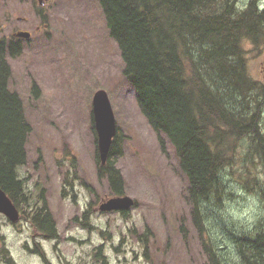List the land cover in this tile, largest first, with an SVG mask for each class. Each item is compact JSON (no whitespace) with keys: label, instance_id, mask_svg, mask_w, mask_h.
I'll use <instances>...</instances> for the list:
<instances>
[{"label":"rangeland","instance_id":"rangeland-1","mask_svg":"<svg viewBox=\"0 0 264 264\" xmlns=\"http://www.w3.org/2000/svg\"><path fill=\"white\" fill-rule=\"evenodd\" d=\"M246 2L238 0L237 8L242 9ZM258 4L263 8L264 0ZM35 5L33 0H0V35L20 27L31 31L29 40L9 57V87L20 94L32 127L26 141L27 159L17 166V174L26 179L24 188L33 202L40 203V193L45 190L59 239L41 237L23 219L14 225L2 216L1 230L13 260L16 264H45L31 251L35 242L44 248L49 264H98L93 253L99 245L109 264H150L139 237L149 226L152 234L146 246L153 264H205L193 222L194 205L186 197V181L171 145L164 138L161 142L138 109L99 1L47 0L43 6ZM41 8L46 22L37 11ZM245 50L249 73L264 81V47L246 43ZM98 89L107 92L116 124H120L122 150L115 163L123 175L126 195L137 204L126 217L118 211H95L91 216L95 228L89 230L74 225L72 218L91 202L96 207L111 196L107 178L97 175L90 131L92 96ZM34 93L38 95L33 97ZM65 141L80 165L77 174L85 173L74 179L67 194L62 193V181L71 158L63 150ZM244 165L256 176L233 180L234 168H229L220 199L199 206L205 217L203 235L226 264H235L233 237H242L240 231L243 236L259 234L260 225L251 221L264 216L260 201L248 198L242 187L264 186V164L252 159Z\"/></svg>","mask_w":264,"mask_h":264},{"label":"trees","instance_id":"trees-1","mask_svg":"<svg viewBox=\"0 0 264 264\" xmlns=\"http://www.w3.org/2000/svg\"><path fill=\"white\" fill-rule=\"evenodd\" d=\"M98 1L120 49L122 73L135 91L138 109L161 142L164 138L171 145L186 181V197L194 205L193 222L205 264H226L203 235L205 217L199 206L220 199L229 168H234L233 180H239L256 176L245 162L253 159L264 164V81L249 73L245 56L246 43L264 47V7L258 0H247L242 9L237 8L238 0ZM16 44L12 35H0V188L20 210V219L40 231L42 237L58 240L45 190L40 193V203L33 202L24 188L26 179L17 174V166L27 159L26 141L32 127L20 94L9 87V57L17 54ZM90 131L98 177L107 178L111 195L124 194L125 181L115 163L123 141L119 122L103 165L96 150L92 111ZM63 150L71 158L70 172L64 173L62 181V193L67 194L74 179H81L85 173L77 174L80 165L66 141ZM242 187L248 198L260 201L264 215V186ZM72 199L76 203V196ZM247 200H242L244 206ZM95 211L91 202L81 215H74L72 223L94 229L91 216ZM120 214L126 217L128 210ZM257 220L251 223L260 225L259 234L244 235L247 240L240 231L242 237H233V263L264 264V216ZM1 229L0 222V263L16 264L4 247L7 244ZM150 234L148 226L139 237L145 244L146 260L153 264L146 246ZM33 245L31 251L49 264L44 248L35 242ZM93 259L109 264L102 245L94 251Z\"/></svg>","mask_w":264,"mask_h":264},{"label":"water","instance_id":"water-1","mask_svg":"<svg viewBox=\"0 0 264 264\" xmlns=\"http://www.w3.org/2000/svg\"><path fill=\"white\" fill-rule=\"evenodd\" d=\"M40 3H43V0ZM16 34L24 38L30 36L28 31H18ZM92 119L97 137L98 157L100 163L104 164L107 160L112 139L116 134L117 125L108 94L103 89L96 90L92 96ZM133 204L134 200L130 196L117 195L103 200L98 209L100 211L127 210ZM0 213L4 214L12 223L19 221V210L1 188Z\"/></svg>","mask_w":264,"mask_h":264},{"label":"flooded vegetation","instance_id":"flooded-vegetation-1","mask_svg":"<svg viewBox=\"0 0 264 264\" xmlns=\"http://www.w3.org/2000/svg\"><path fill=\"white\" fill-rule=\"evenodd\" d=\"M33 2L37 5V3L39 4L40 2H42V0H33ZM46 2H47V0H45L43 3H41L42 6L45 5ZM37 11L39 12L40 16L43 17L44 12H43L42 8H41V10L40 9H37ZM20 19H22V18L20 17ZM43 19L45 21V16L43 17ZM18 31H27V30H25L24 28H21V27L20 28H14L13 31L10 33V35H12L15 38V40L18 41V44H16L17 45V49H19L21 47V43L24 40L27 41L29 39V38L28 39H25L24 37L18 36L16 34ZM28 32H30V36L29 37H31V31H28ZM34 96H36V95H34ZM66 172H70V169H68Z\"/></svg>","mask_w":264,"mask_h":264},{"label":"bare ground","instance_id":"bare-ground-1","mask_svg":"<svg viewBox=\"0 0 264 264\" xmlns=\"http://www.w3.org/2000/svg\"><path fill=\"white\" fill-rule=\"evenodd\" d=\"M24 179V178H23ZM39 235L42 237L43 234L39 231ZM4 247H7V246H4ZM7 250L9 251L8 247H7Z\"/></svg>","mask_w":264,"mask_h":264}]
</instances>
